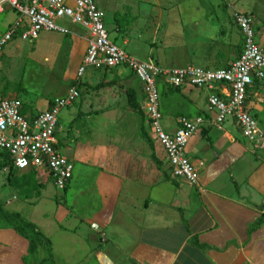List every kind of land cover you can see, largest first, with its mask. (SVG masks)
Returning <instances> with one entry per match:
<instances>
[{
    "label": "crops",
    "instance_id": "1",
    "mask_svg": "<svg viewBox=\"0 0 264 264\" xmlns=\"http://www.w3.org/2000/svg\"><path fill=\"white\" fill-rule=\"evenodd\" d=\"M97 3L99 6L98 0ZM0 17L10 18L6 24L1 23L5 29L15 19L14 13L8 9ZM106 17L104 15L105 25L113 22V15ZM180 19L179 24L182 26L176 27L175 32L186 36L185 31L188 30L185 42L188 41V48L185 49L181 43L177 44L180 45L177 50L187 52L184 56L186 61L185 65L170 62L168 69L192 66L203 70H217L228 67L238 59L242 52L243 37L232 21L225 22V31H222L225 38L213 47L201 21L192 19L188 23L184 20L186 17ZM129 24L127 19L125 28ZM260 28L259 31L253 30L257 44L264 46V22ZM68 29L69 34L61 35L67 37L66 46L71 47L74 40H83L85 48L80 51V61L72 69L77 68V82L72 86L77 88L79 98L58 115L57 149L73 164V168L76 163L81 166L86 163L94 164L93 168L98 172L92 179L98 203L88 219L83 221L86 229L76 230V234L72 236L74 240L77 238V254H81L79 263L70 257L73 252L70 245L74 241L64 238L57 242L61 243L58 246L51 240L55 263L264 264V225L250 237L247 236L248 227L264 215V150L254 149L243 138L232 119L224 120L219 128L216 126L215 112H210L207 108L208 96L213 91L199 90L188 85L177 88V91L161 88L159 111L165 133L174 134L181 118L201 117L203 120L185 149L186 158L197 169V185L189 186L179 179L169 177L165 174L166 169L171 171L165 152L145 119L142 85L126 68H86L78 78L76 73L86 52L88 34L77 26L69 25ZM116 32L120 33V30L116 28ZM78 34H82L83 38H78ZM114 41L112 42L116 44L117 40L116 43ZM118 44V47L124 49L120 41ZM126 52L130 54L129 51ZM144 58L145 60L136 59L151 61L167 68L160 63L161 58L151 59L147 55ZM112 73H117L120 81L114 82L115 78L110 75ZM130 75L133 78L129 80L130 84L133 80L141 94L138 101L133 90L126 89ZM95 83L100 89L86 96L79 106H75L82 99L83 89ZM116 83L126 86L123 89L129 105L135 107L136 104L138 111L143 114L141 129L148 130L154 139L149 140L148 149L144 148L146 144L141 145L127 137L118 141L110 140L109 134L102 140L107 142L102 147L71 145L66 131L77 111L88 114L91 95H95V104L100 106L103 97L109 94ZM71 87L65 90V95ZM1 88L0 97L3 96ZM170 92L178 94L175 98L180 97L183 108L174 110L171 120H167L162 112V99H174L170 97ZM223 92L222 88L215 90L220 97H224ZM246 108L264 132V80L255 81L248 89ZM47 109L48 106L42 111ZM36 113L38 112H27L25 115L32 116ZM112 126L115 125H105L101 120L96 130L115 132L121 128L118 125ZM84 168L87 169L88 166ZM73 179L72 174L68 187ZM91 225L98 229H92ZM193 240L207 249L195 246ZM28 249V241L10 229L0 228V264H34L23 260L28 256Z\"/></svg>",
    "mask_w": 264,
    "mask_h": 264
},
{
    "label": "rangeland",
    "instance_id": "2",
    "mask_svg": "<svg viewBox=\"0 0 264 264\" xmlns=\"http://www.w3.org/2000/svg\"><path fill=\"white\" fill-rule=\"evenodd\" d=\"M98 2L105 17L115 14L128 15L130 24L126 28L125 24L123 25L125 31L122 30V26L120 33H117L114 21L104 25L111 41L117 40V43L114 41L116 44L120 41L125 51H129L134 58L145 60V55L151 59L161 58L160 63L167 68L170 67V62L185 65L184 56L187 52L177 50L180 46L177 44L183 43L185 49L188 48V41L185 43L188 30L185 31L186 36L175 32L182 26L179 24L180 17H186L184 20L188 23L192 19L201 21L213 47L219 40L225 38L222 32L225 31V22L232 21V16L237 12L250 18L251 27L255 31H259L264 22V0H98ZM9 19L0 17L1 34L5 30L1 23L6 24ZM106 19L107 17L105 21ZM77 37L83 38L82 34H78ZM66 38L55 33L41 32L33 42L16 39L7 44L3 49V55L0 56L2 97L9 95L18 99L25 108L24 114L41 112L52 100L64 97L65 90L77 82L75 77L77 68L73 71L72 69L80 61V51L85 48L83 40H74L71 47L66 46L68 42ZM194 65L198 67L196 63ZM110 75L115 78L114 82L120 81L117 73ZM130 79H133L131 75L127 80L126 89L133 90L138 101L141 94L133 80L130 84ZM123 87L126 86L116 83L115 87L109 90V94L103 97L100 106H96L95 95H91L88 114L77 111L67 126L66 134L71 145L102 147L107 143L102 140L109 134L110 140L118 141L127 137L141 145L146 144L144 148L148 149L150 143L141 137L143 114L138 111L136 104L135 107L129 105ZM99 89L97 83L88 85L82 91V99L75 106H79L86 96ZM176 96L178 94L172 93L170 97L174 99L168 100L164 97L162 99V112L167 120H171L174 110L183 108L180 97L175 98ZM101 120L105 125L109 123L121 128L115 132L97 131L96 127ZM144 131L149 140H152L153 135L151 136L148 130ZM135 148L139 149L138 146ZM86 166L87 169L84 168ZM93 166V163L82 166L76 163L73 168L74 179L64 192L57 191L45 175L39 174L36 185L41 187L40 197H34V189L25 194L18 189L9 188L7 178L11 171L7 168L0 169V204L8 213L21 214L57 246L61 245L57 242L62 238L73 240V245H70L73 249L70 257L79 263L81 254H77V238L74 240L72 236L76 234V230L86 229L83 227V221L88 219L98 203L92 179L98 170H94ZM165 174L172 177L167 169ZM93 226L96 230L97 226ZM40 258L38 254L37 258L32 259L29 256L26 261L36 264Z\"/></svg>",
    "mask_w": 264,
    "mask_h": 264
},
{
    "label": "built area",
    "instance_id": "3",
    "mask_svg": "<svg viewBox=\"0 0 264 264\" xmlns=\"http://www.w3.org/2000/svg\"><path fill=\"white\" fill-rule=\"evenodd\" d=\"M6 9L14 13L15 19L0 35V56L4 47L16 39L33 42L41 32L67 35L70 25L88 34L86 52L76 73L78 78L86 68H126L134 75L143 87V112L147 125L164 150L174 179L189 186L197 185L198 172L186 158L185 149L203 120L201 117L181 118L174 134L165 133L159 111L161 88L176 89L188 85L213 91L208 96L207 108L215 112L216 126L219 128L230 118L254 149L264 150V132L246 108L248 89L255 81L264 80V46L257 44L249 17L238 13L233 15V22L243 37V47L238 59L228 67L217 70L192 66L168 69L151 61H140L114 44L105 29L97 0H0V15ZM221 88L224 97L215 93ZM78 98L79 92L72 86L64 97L52 100L47 110L26 116L18 99L0 97V152L7 153L16 171H35L45 175L59 192L67 190L73 164L57 149L58 115Z\"/></svg>",
    "mask_w": 264,
    "mask_h": 264
},
{
    "label": "trees",
    "instance_id": "4",
    "mask_svg": "<svg viewBox=\"0 0 264 264\" xmlns=\"http://www.w3.org/2000/svg\"><path fill=\"white\" fill-rule=\"evenodd\" d=\"M127 19H128V15L126 14L114 15L113 21L117 25V30H120L122 28V26L126 23ZM103 21H104V14H103ZM232 22H233V16H232ZM177 90H178L177 88L174 89V91ZM171 93L173 92H170V94ZM161 94L164 95V93L162 92ZM22 113L23 114L25 113V108H23V106H22ZM141 137L149 142L148 135L144 131V129H142ZM6 168L9 171H11L10 172L11 174H9L7 178V184L9 188L18 189L25 194H29L34 189L35 191L34 197H40L39 189L41 187L36 185V178L38 177L39 173L35 171H28L27 173L25 172L24 174L19 173L12 166V163L9 160L7 153L0 152V169H6ZM262 225H264V215L260 216L251 226L248 227L247 236L250 237V235L257 229H259ZM0 228L10 229L13 232H15L18 236L29 242L28 256L23 258L25 262L29 256L32 257L33 259L34 257L37 258L38 254H40L41 256L40 261H38L36 264H55L53 253L51 250L52 249L51 241L47 239L37 227H35L30 222H28L21 214L8 213L3 209V206L0 205ZM193 244H195V246L197 247H200L201 249H207L203 245H198L196 240H193Z\"/></svg>",
    "mask_w": 264,
    "mask_h": 264
}]
</instances>
